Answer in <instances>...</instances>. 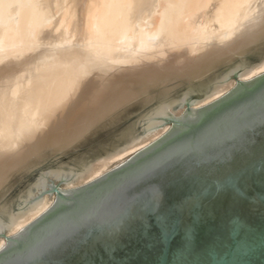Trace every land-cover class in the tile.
Listing matches in <instances>:
<instances>
[{
	"label": "bare ground",
	"instance_id": "bare-ground-1",
	"mask_svg": "<svg viewBox=\"0 0 264 264\" xmlns=\"http://www.w3.org/2000/svg\"><path fill=\"white\" fill-rule=\"evenodd\" d=\"M263 41L264 0H0V191L44 164L0 206V250L1 235L52 206L57 182L68 190L100 178L167 134L188 105L203 108L264 74V53L252 51ZM133 106L138 120L115 150L60 161ZM48 149L59 154L39 161Z\"/></svg>",
	"mask_w": 264,
	"mask_h": 264
},
{
	"label": "water",
	"instance_id": "water-1",
	"mask_svg": "<svg viewBox=\"0 0 264 264\" xmlns=\"http://www.w3.org/2000/svg\"><path fill=\"white\" fill-rule=\"evenodd\" d=\"M55 202L0 264H264V74ZM101 134V133H100Z\"/></svg>",
	"mask_w": 264,
	"mask_h": 264
},
{
	"label": "rangeland",
	"instance_id": "rangeland-1",
	"mask_svg": "<svg viewBox=\"0 0 264 264\" xmlns=\"http://www.w3.org/2000/svg\"><path fill=\"white\" fill-rule=\"evenodd\" d=\"M258 50H260L262 54L264 53V41L257 47L253 48L252 51L254 54H256ZM249 58L252 63L256 61V59L252 56ZM226 69V66L219 67V70L216 73L211 74L209 77L214 79L215 77L222 74ZM235 77L233 78V81L236 82ZM168 89L169 88L164 87L163 90L167 91ZM145 98H147V95H143L142 97L137 99L135 103L141 106ZM138 108L140 107L136 108V106H133L131 108H127V110L119 113L114 118L107 120L98 128H95L88 136L82 139L79 143L74 145L72 148L63 151L64 153L62 155L60 154V161L64 163H71L73 160L82 159L85 162H88L94 160L105 152L107 153L115 150L125 140V136L128 132V129L132 127V125H134L138 120L137 115L141 112ZM168 126L171 128L173 124H168ZM138 131L143 132V127L139 126ZM56 154H59L56 152V150L48 149L44 152L43 156L41 157V160L39 161H51L56 156ZM132 156L125 159L120 164H124L130 158H132ZM120 164L118 166H116L117 164L112 166L109 171L119 167ZM34 165L35 162L33 161V164L31 166ZM43 165L44 164H42V166L39 165L35 167L31 173L25 176H21V174L18 173L14 174L11 180L9 181L8 186L0 191V206L2 208H7L13 202H15L18 196L22 195L31 186V183L34 181V178L40 173L41 168L44 167ZM58 183L59 182H57L56 185H58ZM60 188L65 190L66 186L62 185ZM54 198H56V194L52 193V196H50V200L52 202H55Z\"/></svg>",
	"mask_w": 264,
	"mask_h": 264
}]
</instances>
